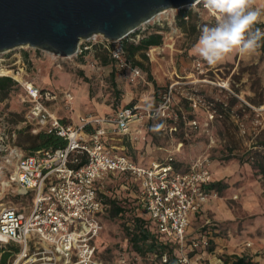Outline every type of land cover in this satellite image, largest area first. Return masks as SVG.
<instances>
[{"label":"rangeland","instance_id":"obj_1","mask_svg":"<svg viewBox=\"0 0 264 264\" xmlns=\"http://www.w3.org/2000/svg\"><path fill=\"white\" fill-rule=\"evenodd\" d=\"M257 2L264 9V0ZM207 19L203 15L200 23ZM196 37V32L183 30L179 36L166 39L161 54L153 60L141 59L151 74L144 71V77L134 82L129 70L116 68L108 54L99 50L54 60L48 52L20 47L0 53V58H7L6 63L11 65L16 56L24 58L27 53L31 63L27 64L23 80L78 95L80 107L84 108L79 115L82 117L99 116V105L114 110L113 115L106 116H115L120 109L135 104L159 106L164 95L172 91L170 114L158 116L154 124L147 121L143 125L146 141L119 135L112 142L122 143L125 146L122 152L134 158L144 156V162H161L173 156L187 168L201 158H208L213 181L226 185L222 191L215 190L218 197L214 198L221 202L223 218L218 226L206 228L212 231L211 245L191 253V264L195 261L224 264L234 255L250 256L264 264V178L252 161L257 153L264 152L259 145L264 138V49L251 56L238 54L217 66L204 62L205 67L197 70L189 54ZM60 108L61 116L78 110L75 103L68 106L64 101ZM52 109L55 112V107ZM29 110L30 103L21 84L0 102V113L6 114L13 126L19 131L30 129L35 134L27 117ZM193 119L198 121L197 128L189 125ZM19 138L20 134L17 143ZM123 180L118 175L110 176L102 187L107 190L115 186L111 192H117L123 188L120 184ZM137 213L148 217L141 209ZM103 226L99 258L105 263L164 264L155 252L143 257L129 249L120 219L105 218Z\"/></svg>","mask_w":264,"mask_h":264},{"label":"built area","instance_id":"obj_2","mask_svg":"<svg viewBox=\"0 0 264 264\" xmlns=\"http://www.w3.org/2000/svg\"><path fill=\"white\" fill-rule=\"evenodd\" d=\"M191 14L199 19L207 15L208 23L212 22L202 3L195 2L157 14L121 40L111 41L101 34L82 40L75 57L104 51L116 68L130 71V80L134 82L145 73L128 60L125 43L139 44L144 35L152 32L162 34L163 45L146 51L148 59L153 60L164 50L166 39L182 34L183 22L190 21ZM50 55L54 60L66 59ZM16 57L11 65L6 63L7 58H0V77H12L24 87L30 103L27 117L34 126L32 132L55 133L67 140V146L27 154L17 143L18 128L6 114L0 113V245L19 249L12 264H107L99 258L97 240L104 228V205L98 199V185L108 175H122L126 185L138 188V197L157 231L177 244L178 264H191V253L210 247L209 234L192 238L188 233L190 214L218 197L209 188L213 182L209 159L201 158L185 170L175 167L173 156L142 165L109 144L107 126L111 125L121 135L146 141L143 125L170 114L172 91L164 95L159 106L135 104L122 108L115 116H87L74 125L63 122L51 110L50 104L58 99L57 94L23 80L29 63ZM194 66L197 70L205 67L197 59ZM62 97L68 106L75 100L71 91L64 92ZM197 105L194 100V106ZM134 125L138 126L136 130ZM189 125L197 128L198 121L190 120ZM79 153L87 155V163L74 167ZM161 258L164 264L169 262L167 253Z\"/></svg>","mask_w":264,"mask_h":264},{"label":"water","instance_id":"obj_3","mask_svg":"<svg viewBox=\"0 0 264 264\" xmlns=\"http://www.w3.org/2000/svg\"><path fill=\"white\" fill-rule=\"evenodd\" d=\"M196 0H0V53L32 47L75 57L80 42L111 41L137 31L157 14Z\"/></svg>","mask_w":264,"mask_h":264},{"label":"trees","instance_id":"obj_4","mask_svg":"<svg viewBox=\"0 0 264 264\" xmlns=\"http://www.w3.org/2000/svg\"><path fill=\"white\" fill-rule=\"evenodd\" d=\"M185 31L198 32V26L200 19L197 15L191 14L190 21L183 22ZM259 27H264L263 24L258 25ZM164 43V36L157 32H152L144 35L140 40L139 44L125 43L126 53L128 60L135 66H138L149 75L151 74L150 69L145 65L144 61L141 59L148 60L146 51L152 46H161ZM264 49V48H262ZM82 59V58H81ZM108 63V60L105 62ZM80 74L83 75L82 72ZM113 76V74H112ZM18 82L12 77L3 76L0 77V102L9 98V96L15 91L18 86ZM234 100V99H233ZM232 100V101H233ZM223 106V104H219ZM233 105V103H232ZM155 120V119H154ZM154 120L150 123L154 124ZM64 122V120H62ZM87 131H91L88 128ZM19 145L22 146L29 154H34L37 151L43 149H58L65 148L67 146V140L58 136L55 133H50L47 131H40L37 134H32L30 129H23L19 131ZM259 145L264 151V138L259 142ZM78 162L72 164L74 167H81L87 163V155L84 153H79L76 155ZM250 159V158H249ZM254 168L259 170V173L264 178V152L257 153V157H252ZM175 167L178 170H185L182 164L178 161H174ZM112 175L106 176L99 182L98 189V199L104 205V213L101 216V221L106 219H120L125 235L128 241V247L131 251L137 253L140 256H146L149 253H157L162 256L167 253L169 255V262L167 264H178V246L170 240H166L164 236L157 231L156 224L149 218L138 214L137 211L140 209L146 212L144 204L138 197V188L136 186H123L120 191L111 192V189L115 186L103 189V184L106 178ZM122 179L124 176L119 175ZM125 181V180H124ZM224 185L220 181L212 182L209 185L210 189L216 191H222L225 189ZM124 192V196L122 195ZM206 229L205 231H207ZM98 252L100 248V237L97 240ZM19 249L13 245H0V264H12L16 254ZM99 255V253H98ZM192 255V254H191ZM224 264H259L253 257L246 255H234L227 258Z\"/></svg>","mask_w":264,"mask_h":264},{"label":"clouds","instance_id":"obj_5","mask_svg":"<svg viewBox=\"0 0 264 264\" xmlns=\"http://www.w3.org/2000/svg\"><path fill=\"white\" fill-rule=\"evenodd\" d=\"M212 17L199 26V36L190 55L210 66L224 62L233 53L257 54L264 48V9L257 0H196ZM190 7L195 8V5Z\"/></svg>","mask_w":264,"mask_h":264},{"label":"crops","instance_id":"obj_6","mask_svg":"<svg viewBox=\"0 0 264 264\" xmlns=\"http://www.w3.org/2000/svg\"><path fill=\"white\" fill-rule=\"evenodd\" d=\"M256 6L257 7H260L258 5V2H257V5ZM262 7H264V3L262 5ZM202 23L203 24L208 23V20L205 21V22H202ZM196 34H197V37L194 40L193 44L196 42V40H197V38H198V36L200 34L199 33V28H198V32ZM193 44H192V46H193ZM236 55H238V54L233 53L228 59H231L233 56H236ZM191 57L193 59H196L193 56H191ZM24 59L29 64L31 63L30 59L28 58V54L27 53L25 54ZM228 59H226V60H228ZM224 62H222V63H224ZM222 63H218V64H216L214 66L220 65ZM205 64H207V63H205ZM36 86L39 87V88H42V89L51 90L52 92H54L55 94H57L59 96L58 99L55 102H53V103L50 104V108L52 109V107H55V112L54 111L53 112L60 119L64 120V122H66V123L70 122L71 124H74V125H79L81 123V121H82V119L84 117L79 116V115H81L82 112H84V110H83L84 108L80 107L81 106V103H80V99L78 98V95H75V100L73 102V103H75V105L77 107L76 109H78V110H76L75 113L73 112L71 114H66L65 116H61V115H58V111H60V109H61L60 108V105H61V102L63 101V97H62V94L63 93L60 92L58 89H51V88H48L47 86H42V87L41 86H38V85H36ZM98 109L100 111L99 116L113 115V112H114V110L111 107H109L108 105H99L98 106ZM52 110H54V109H52ZM80 110H82V111L79 112ZM88 110H90V107H88ZM119 111H117V112H119ZM137 128H138L137 125H134L133 126V130H136ZM107 129H108V135H109V144H111L112 146H114L119 152L122 153V149L123 148L125 149V146L122 147V143H119V142H112L113 140L117 139L116 138L117 136H119L121 134L115 132L114 126H112V125L111 126H107ZM145 132L147 134V131H145ZM118 140H120V139L118 138ZM124 153H126V152H124ZM129 156L132 157L136 162H138V163H140L142 165H150L151 163H153L155 161H158V160H152L151 162H149V161L148 162H144L146 160V158L144 156L141 157V155H138L137 158H134L131 155H129ZM124 180H123V186L124 187L125 186H128V185H126L127 184L126 179H124ZM220 204H221V202L219 200L214 199V198H211L203 206V208H201L198 212H195V213H191L190 214V226H189V229H188V233H189V235L192 238H198V237H200L201 235H204V234L208 235L212 231H205L206 228H209L211 226H215V227L218 226V222L221 221V219L223 218V216H222V208L220 207ZM216 232H217V230H216ZM195 264H198V263L195 261Z\"/></svg>","mask_w":264,"mask_h":264},{"label":"bare ground","instance_id":"obj_7","mask_svg":"<svg viewBox=\"0 0 264 264\" xmlns=\"http://www.w3.org/2000/svg\"><path fill=\"white\" fill-rule=\"evenodd\" d=\"M2 72L7 73L6 69H3Z\"/></svg>","mask_w":264,"mask_h":264}]
</instances>
